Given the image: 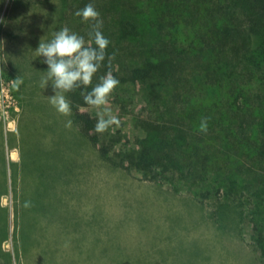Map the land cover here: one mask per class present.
<instances>
[{
    "label": "trees",
    "instance_id": "obj_1",
    "mask_svg": "<svg viewBox=\"0 0 264 264\" xmlns=\"http://www.w3.org/2000/svg\"><path fill=\"white\" fill-rule=\"evenodd\" d=\"M89 2L64 0L78 25L70 30L86 39L89 25L74 12ZM93 2L110 44L92 85L111 72L120 84L134 87L140 98L133 122L143 136L132 143L113 125L95 132L98 119L81 94L88 86L66 96L89 145L103 161L135 170L143 180L183 187L199 203L225 201L217 203V210H228L231 202L241 208L253 203L254 195L264 193L256 188L258 183L264 187V0ZM202 122L206 130H201ZM254 167L262 175H255ZM0 177L3 194L5 170ZM32 186V195L19 203L30 220L18 225V246L26 254L32 238L46 227L43 220L49 219L43 213L51 184L48 191ZM1 227L0 264H13L1 249ZM248 239L264 264L262 220L254 222Z\"/></svg>",
    "mask_w": 264,
    "mask_h": 264
},
{
    "label": "rangeland",
    "instance_id": "obj_2",
    "mask_svg": "<svg viewBox=\"0 0 264 264\" xmlns=\"http://www.w3.org/2000/svg\"><path fill=\"white\" fill-rule=\"evenodd\" d=\"M71 13L64 0H0V101L1 84L8 83V99L14 102L6 121L0 112V137L8 139L0 158L8 185L0 194L1 249L13 264H262L248 239L255 221L264 224L260 183L253 203L241 208L231 202L228 210H217V203L226 202L199 203L183 187L156 185L135 170L103 161L72 115L50 105L51 87L41 84L46 65L33 51L54 31L76 29ZM139 98L134 87L119 83L106 104L88 111L97 119L118 117L113 131L133 143L143 136L133 122ZM24 182L38 191L51 184L43 213L49 219L32 238L28 254L18 246V225L30 224L19 203L34 186Z\"/></svg>",
    "mask_w": 264,
    "mask_h": 264
},
{
    "label": "clouds",
    "instance_id": "obj_3",
    "mask_svg": "<svg viewBox=\"0 0 264 264\" xmlns=\"http://www.w3.org/2000/svg\"><path fill=\"white\" fill-rule=\"evenodd\" d=\"M74 16L81 22L89 25L87 39L85 35L71 31L67 26L54 31L49 39H43L33 51L37 58L42 57V63L46 70L41 71L44 76L41 80L43 88L50 86L52 95L47 98L50 105L64 116L71 114V105L66 94L76 89L90 90L82 91L85 104L99 107L107 103L112 91L117 87L119 81L111 72L99 77L98 82L92 85L93 77L106 61L109 39L102 31L103 21L90 0L83 8L77 9ZM3 41H0L2 44ZM18 86L22 83L18 78L13 80ZM72 121H67L71 126ZM111 125H119V118L109 115L107 119L103 115L97 120L94 130L103 133ZM201 130H206V122L201 123Z\"/></svg>",
    "mask_w": 264,
    "mask_h": 264
},
{
    "label": "built area",
    "instance_id": "obj_4",
    "mask_svg": "<svg viewBox=\"0 0 264 264\" xmlns=\"http://www.w3.org/2000/svg\"><path fill=\"white\" fill-rule=\"evenodd\" d=\"M8 87L9 84H1V93H2V99L0 101V112L1 115L3 116V119H5V121L8 118V113H9V109L11 108L12 105H14V102L11 104V101H9L8 99V95H7V91H8ZM6 99V100H4ZM11 104V105H10Z\"/></svg>",
    "mask_w": 264,
    "mask_h": 264
},
{
    "label": "crops",
    "instance_id": "obj_5",
    "mask_svg": "<svg viewBox=\"0 0 264 264\" xmlns=\"http://www.w3.org/2000/svg\"><path fill=\"white\" fill-rule=\"evenodd\" d=\"M25 116V115H24ZM24 116L22 117V120L24 119ZM21 124H22V121H21ZM20 124V125H21ZM18 137H19V134H18ZM7 141H8V139L7 138H1L0 137V158H1V154L2 153H4V150L2 149V144H4V146H6V144H7ZM13 142H14V140H13ZM17 144H18V140L16 139V142H14V145H16L15 147H16V149H17V152L19 153V151H18V147H17ZM5 159V158H4ZM2 162H3V159L1 160L0 159V163L2 164ZM11 163H12V165H14V167L16 166L18 169H19V167L17 166V162L15 161H11ZM5 165H7L6 164V162H5ZM4 168H6V167H4ZM20 169H22V168H20ZM30 169V168H29ZM6 170V169H5ZM2 171V170H1ZM6 174V173H5Z\"/></svg>",
    "mask_w": 264,
    "mask_h": 264
}]
</instances>
